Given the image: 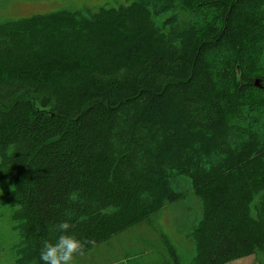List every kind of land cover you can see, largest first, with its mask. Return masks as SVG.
<instances>
[{"label": "trees", "instance_id": "trees-1", "mask_svg": "<svg viewBox=\"0 0 264 264\" xmlns=\"http://www.w3.org/2000/svg\"><path fill=\"white\" fill-rule=\"evenodd\" d=\"M0 179L14 264H42L60 221L87 252L169 205L187 264H264V0L0 20Z\"/></svg>", "mask_w": 264, "mask_h": 264}, {"label": "rangeland", "instance_id": "rangeland-1", "mask_svg": "<svg viewBox=\"0 0 264 264\" xmlns=\"http://www.w3.org/2000/svg\"><path fill=\"white\" fill-rule=\"evenodd\" d=\"M113 0H0V20L45 13L62 8L84 9ZM12 183L0 179V264H14L10 247L16 240L11 229L8 194ZM186 207L164 206L141 222L99 243L74 264H167L170 258L166 241L173 246L182 264H187L194 252L191 238L178 232V222H185ZM180 218V219H179ZM227 264H259L256 255L234 259Z\"/></svg>", "mask_w": 264, "mask_h": 264}, {"label": "clouds", "instance_id": "clouds-1", "mask_svg": "<svg viewBox=\"0 0 264 264\" xmlns=\"http://www.w3.org/2000/svg\"><path fill=\"white\" fill-rule=\"evenodd\" d=\"M74 225L69 220L60 221L55 226L59 233L54 240H45L39 251L42 264H74L75 260L83 257L89 246H94V240H81L70 233Z\"/></svg>", "mask_w": 264, "mask_h": 264}]
</instances>
